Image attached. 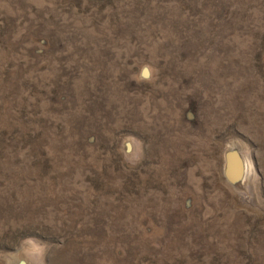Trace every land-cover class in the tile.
Wrapping results in <instances>:
<instances>
[{"label":"rangeland","instance_id":"rangeland-1","mask_svg":"<svg viewBox=\"0 0 264 264\" xmlns=\"http://www.w3.org/2000/svg\"><path fill=\"white\" fill-rule=\"evenodd\" d=\"M0 264H264V0H0Z\"/></svg>","mask_w":264,"mask_h":264},{"label":"bare ground","instance_id":"bare-ground-1","mask_svg":"<svg viewBox=\"0 0 264 264\" xmlns=\"http://www.w3.org/2000/svg\"><path fill=\"white\" fill-rule=\"evenodd\" d=\"M234 152V151H233ZM227 161H228V164L229 165H233L234 164V162H236V161H238V159L236 158V156H234L233 154H229V156L227 157ZM243 168H244V166H243V164H242V169L241 170H243ZM228 169V168H227ZM229 172V171H228ZM245 174V173H244Z\"/></svg>","mask_w":264,"mask_h":264}]
</instances>
